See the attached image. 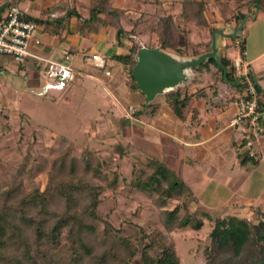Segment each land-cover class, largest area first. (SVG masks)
<instances>
[{"label":"crops","instance_id":"1","mask_svg":"<svg viewBox=\"0 0 264 264\" xmlns=\"http://www.w3.org/2000/svg\"><path fill=\"white\" fill-rule=\"evenodd\" d=\"M82 1L0 0V14L15 8L35 24L28 46L30 54L56 62L65 56L69 58L73 76L63 99L68 100L73 89L78 87L76 90L82 94V104L83 99H88L87 86L91 84L100 86L104 93L111 95L117 115L108 113L99 120L95 135L101 141L122 145L130 155L139 159L149 157L161 161L184 185H195L194 199L208 197L214 202H222L220 207L231 210L246 208L247 213L253 211L259 216L264 210V133L253 143L254 156L243 159L247 154L244 145L240 146L243 124L230 125L236 113L231 102L233 96L227 102L214 99L223 87L231 88L220 81L210 66L202 76L195 71L196 77L184 85H189L194 79L198 83L186 93L191 98L182 110L181 118L164 105L163 99H154L159 105L150 120L136 118L129 110L135 111V108L122 102L128 96L124 75L127 68L113 58L126 55L129 47L124 38L121 45L116 44L115 26L119 22L109 11L119 8L118 0H108L110 4L106 3V12L97 13L91 19L87 1ZM245 19L241 38L243 52L237 49L233 61L240 62V75L251 74L259 89L257 102L263 107L264 127V11L254 10L247 13ZM97 23L102 26L95 30ZM234 28V22L227 24L225 32L231 33ZM258 28L259 33L255 34ZM34 41L39 44L35 45ZM92 54H98L104 60L105 67L100 69L102 76L94 75L85 67L98 69L85 61ZM112 64L117 67L114 72L109 68ZM42 69V65L31 57L22 65L1 57L0 104L5 105V100L21 93H33L44 85L46 79ZM105 71L108 75L104 74ZM181 91L186 92L184 88ZM232 91V95L238 94ZM137 92L132 90L136 96ZM255 186L257 188L254 189Z\"/></svg>","mask_w":264,"mask_h":264},{"label":"trees","instance_id":"2","mask_svg":"<svg viewBox=\"0 0 264 264\" xmlns=\"http://www.w3.org/2000/svg\"><path fill=\"white\" fill-rule=\"evenodd\" d=\"M107 1H91L88 6L90 19L97 13L106 12ZM252 3L256 9L264 11V0H253ZM203 9L201 0H185L181 14L187 22L201 23L204 20ZM109 13L116 19L125 14L116 9H111ZM245 16L240 13L235 22L242 21ZM169 20L166 18L159 24L154 48L180 55L179 49L172 48L167 41L171 29ZM115 29L116 44L121 45L126 35L119 24ZM238 47L242 53V42ZM135 51L130 46L126 55L113 57L127 68L126 85L131 90H138L130 77L135 64ZM209 51L207 44L204 53ZM199 55L193 51L189 58ZM205 61L214 67L220 81L238 94L245 88L246 81L253 83L258 93L255 81L249 77L238 80L239 77L232 74L231 65L228 69L226 59L220 61L226 69L225 80L222 70L217 69L212 60ZM235 81L237 83L231 85ZM190 98L191 95L175 89L163 95V103L181 118ZM158 105L156 102L141 105L140 110H133V115L148 121ZM262 110V105L257 102V111L261 116ZM62 141L66 148L60 147L51 157L41 190L34 185L25 190L21 178L0 186V264H133L134 260H138V264H181L167 235L185 228L199 231L204 225L203 218L212 222L208 244L203 250V264H264V220L251 223L235 216L217 215L211 218L206 213L187 211L185 203L191 197L188 189L173 171L154 158L133 156L136 165L131 171L129 184L152 199L159 209L160 228L149 233L141 230L134 237L121 234L105 215L97 212L99 196L106 189L114 190L117 176L113 174L107 180L105 175L99 174L102 164L92 151L85 149L75 157L72 144ZM244 143L242 138L240 146ZM117 151L119 155L129 154L123 148ZM248 158L251 157L247 154L243 156L245 160ZM173 201L177 202L176 205L168 209Z\"/></svg>","mask_w":264,"mask_h":264},{"label":"rangeland","instance_id":"3","mask_svg":"<svg viewBox=\"0 0 264 264\" xmlns=\"http://www.w3.org/2000/svg\"><path fill=\"white\" fill-rule=\"evenodd\" d=\"M91 1L83 0L82 2H86L88 7ZM184 1L118 0L119 5L117 6L120 9L117 10L124 11L125 14L120 15L117 22L126 35L123 38L128 43L127 45L134 49L142 46L154 48L157 42L158 26L167 18L171 23L167 41L172 48L179 49L180 55L172 51H166V54L176 61L192 59L189 57L193 51L202 54L207 44L210 47L211 35L214 34V45L219 64L222 58L226 59L228 69L231 65L232 74L240 77L241 75L232 68V62L236 57V50L239 49L238 45L242 42L243 25L246 19L236 22L235 20L240 13L246 15L258 10L252 3L253 0H201L204 4L202 13L204 20L201 23L187 22L183 19L181 13ZM111 21L114 19L111 18ZM233 22L234 30L229 33L227 29L228 32H225L226 25ZM101 26L99 23L95 24V30L100 29ZM219 31L223 35L229 33L230 37H221ZM257 33H259V28L255 31V34ZM133 58L135 60V54ZM210 66L214 69L205 61L193 70L202 76V73ZM85 67L94 75L102 76L100 69H94L88 65ZM109 68L111 72L117 70L115 64ZM213 71L216 75L218 74L215 69ZM185 72L189 77V73ZM42 73L46 79L44 68ZM124 75L128 79L127 72ZM194 80L189 85L176 89L183 90L184 88L187 93L193 87L198 86ZM45 84L53 85L52 82L45 80L44 85L35 92L21 93L5 100V105L0 104V186L21 178L25 190L32 185L41 190L46 180V171L49 168L51 157L60 150V147L66 148L62 141L66 140L72 144L75 157L86 149L99 158L102 164L99 173L101 176L105 175L107 180L113 174L117 176L114 190L106 189L99 196L100 204L97 208V212L102 216L105 215L113 228L119 229L123 235L132 237L138 236L141 230L149 233L155 228H160L159 209L154 206L152 199L136 191L129 184L131 171L136 165V157L128 153V155H119L117 149L125 150V147L108 144L95 135L99 120H102L103 115H108V113H112L113 116L117 115L116 105L111 95L104 93L100 86L91 84L87 86L88 96L86 95V98L88 99L87 101L83 99L81 104L82 94L76 90L78 87L74 88L73 94L65 100L62 95L67 92L68 85L63 89H56L54 86L46 89ZM127 89L128 96L126 100L122 99L126 106L129 104L138 111L141 105H146L139 89L137 96L129 87ZM154 99L162 101L163 95L159 94ZM152 102L154 100L147 104ZM94 182L100 184L99 181ZM185 184L191 194L185 203L189 212L206 213L211 218L217 215L235 216L245 218L251 223H256L259 219L264 220L262 209L263 212L261 211L259 216H256L253 211L247 213L246 208L231 210L220 207L222 202L218 200L214 202L208 197L194 199L195 185ZM176 203L175 201L170 202L167 208H173ZM202 221L204 225L199 231L185 228L174 230L167 235L168 241L174 245L181 264H203V250L208 244L207 236L212 222L204 218ZM133 264H138V260H134Z\"/></svg>","mask_w":264,"mask_h":264},{"label":"built area","instance_id":"4","mask_svg":"<svg viewBox=\"0 0 264 264\" xmlns=\"http://www.w3.org/2000/svg\"><path fill=\"white\" fill-rule=\"evenodd\" d=\"M35 27L34 23L26 20L15 8H9L0 14V58H8L17 65L24 64L28 57L34 58L44 68L46 80L53 83V85L45 84V88L51 89L54 86L56 89H63L70 83L73 76L69 58L65 56L62 61L56 62L30 54L28 46ZM34 44L38 45L39 42L34 41ZM85 61L98 69L105 67L104 60L98 54L90 55L85 58ZM232 68L241 74L242 67L238 60L232 62ZM188 73L190 80L196 77L194 70ZM104 74L108 75V72L105 71ZM232 94V89L223 87L216 93L214 99L227 102L233 96L231 102L236 107V113L230 120V125L243 124L244 148L247 150V155L253 157V143L264 133L263 116L257 111V92L253 83L246 81L241 94L235 96ZM129 110L133 112L131 108Z\"/></svg>","mask_w":264,"mask_h":264},{"label":"water","instance_id":"5","mask_svg":"<svg viewBox=\"0 0 264 264\" xmlns=\"http://www.w3.org/2000/svg\"><path fill=\"white\" fill-rule=\"evenodd\" d=\"M218 33L221 37H230L228 34L223 35L220 31ZM214 43V34H212L209 52L183 61H176L158 48H138L135 53V64L130 71V77L144 97L145 103L153 101L159 94L164 95L177 87L189 83L190 78L186 76L185 71L189 72L195 69L207 59L212 60L216 67L222 70V77L225 80L226 69L218 62ZM245 77L253 78L248 73L240 76L238 80H242ZM236 83L237 81L231 83V85Z\"/></svg>","mask_w":264,"mask_h":264}]
</instances>
